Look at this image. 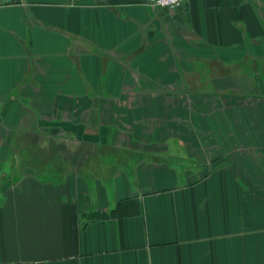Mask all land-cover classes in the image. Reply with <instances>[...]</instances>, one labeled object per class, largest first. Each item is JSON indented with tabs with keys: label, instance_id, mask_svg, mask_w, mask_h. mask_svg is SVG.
Segmentation results:
<instances>
[{
	"label": "crops",
	"instance_id": "0c3cea01",
	"mask_svg": "<svg viewBox=\"0 0 264 264\" xmlns=\"http://www.w3.org/2000/svg\"><path fill=\"white\" fill-rule=\"evenodd\" d=\"M147 1L0 5V263L264 264V0Z\"/></svg>",
	"mask_w": 264,
	"mask_h": 264
},
{
	"label": "rangeland",
	"instance_id": "374dc122",
	"mask_svg": "<svg viewBox=\"0 0 264 264\" xmlns=\"http://www.w3.org/2000/svg\"><path fill=\"white\" fill-rule=\"evenodd\" d=\"M252 66H253V69H254L255 66H256V68H259V66H257V64L256 65H252ZM216 70L219 71L218 68ZM21 153L26 157V159H30V163L31 164H35V165L41 166L40 167L41 170H46V172L48 171L47 170V167H51L52 168V166H55L57 168L59 166V162L58 161H55V160L51 161L50 159H48L46 153H40V155L38 156V155H35L36 154L35 152H31L28 149H24V150L21 149ZM107 153L108 152H102V154L101 155H98L97 159L94 162L90 163V164L91 165L93 164V167H95L97 169V168L101 167V165H103V161H107L109 163L110 162H113L116 159V157L120 154V152L113 153L112 158H109ZM42 155H45V157H40ZM40 158H43L44 160H41ZM39 161H41V162H39ZM55 167H54V169H55ZM93 167L91 168V171L96 173L97 170L94 171ZM102 167L105 168L106 167L105 164ZM102 167H101V169H103ZM54 169L53 168L52 169H49V170H51L50 173H49V175L55 177V173L53 171ZM52 171H53V173H52ZM109 171H112V170L109 169ZM99 172L100 171H98V173ZM103 175L106 177V180H107V178L109 177L108 169L107 170H104Z\"/></svg>",
	"mask_w": 264,
	"mask_h": 264
},
{
	"label": "built area",
	"instance_id": "2783aa9c",
	"mask_svg": "<svg viewBox=\"0 0 264 264\" xmlns=\"http://www.w3.org/2000/svg\"><path fill=\"white\" fill-rule=\"evenodd\" d=\"M23 0H0V5H7L12 3H20ZM183 0H148L147 4L157 9H177L182 6ZM0 264H38L35 261H23V262H7Z\"/></svg>",
	"mask_w": 264,
	"mask_h": 264
},
{
	"label": "trees",
	"instance_id": "16d2710c",
	"mask_svg": "<svg viewBox=\"0 0 264 264\" xmlns=\"http://www.w3.org/2000/svg\"><path fill=\"white\" fill-rule=\"evenodd\" d=\"M162 159H163V160H165V161H167V160H168V158H166V159L162 158ZM169 159H170V160H173V161L175 160V158H174V157H173V158H172V157H170ZM135 160H136V161H138V157H137V158H135ZM107 215H108L107 213H100V216H103V217H104V216H107ZM109 215H110V214H109Z\"/></svg>",
	"mask_w": 264,
	"mask_h": 264
}]
</instances>
